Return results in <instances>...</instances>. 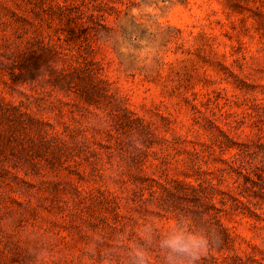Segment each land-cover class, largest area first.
<instances>
[{
	"label": "rangeland",
	"instance_id": "1",
	"mask_svg": "<svg viewBox=\"0 0 264 264\" xmlns=\"http://www.w3.org/2000/svg\"><path fill=\"white\" fill-rule=\"evenodd\" d=\"M180 218L264 264V0H0V264H131Z\"/></svg>",
	"mask_w": 264,
	"mask_h": 264
},
{
	"label": "clouds",
	"instance_id": "2",
	"mask_svg": "<svg viewBox=\"0 0 264 264\" xmlns=\"http://www.w3.org/2000/svg\"><path fill=\"white\" fill-rule=\"evenodd\" d=\"M138 238L130 249L131 264H152L153 253L159 264H200L213 243V234L197 227L191 218H180L163 230L146 222Z\"/></svg>",
	"mask_w": 264,
	"mask_h": 264
}]
</instances>
